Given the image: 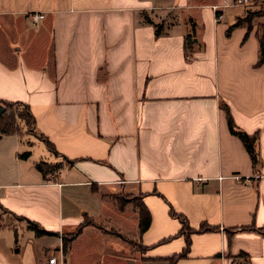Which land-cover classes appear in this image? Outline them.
Instances as JSON below:
<instances>
[{
  "label": "crops",
  "instance_id": "1",
  "mask_svg": "<svg viewBox=\"0 0 264 264\" xmlns=\"http://www.w3.org/2000/svg\"><path fill=\"white\" fill-rule=\"evenodd\" d=\"M223 1L0 0V103L28 104L42 143L38 157L21 159L20 133L0 132V210L56 232L0 223V234L18 231L0 242V264H47L51 255L64 264H170L187 245L170 207L193 229L218 227L190 232L187 255L173 264H264V15L251 30L246 22L228 30L264 0L230 16ZM34 12L45 13L38 24ZM223 101L237 126L259 134L256 165ZM39 161L62 166L46 176ZM123 192L120 206L114 194ZM138 197L151 212L144 232ZM112 212L132 216L135 233L111 224ZM86 218L93 222L65 250L63 237Z\"/></svg>",
  "mask_w": 264,
  "mask_h": 264
},
{
  "label": "trees",
  "instance_id": "2",
  "mask_svg": "<svg viewBox=\"0 0 264 264\" xmlns=\"http://www.w3.org/2000/svg\"><path fill=\"white\" fill-rule=\"evenodd\" d=\"M248 15L244 18L240 17L234 24L230 25L228 30H231L233 27H235L236 25H240L242 23H247L248 24V29L251 30L252 27V23H251V19L253 18V16H255L256 14H260V15H264V9L263 11H259V13H256V11H249L247 13ZM147 19V21L149 22H153V20L151 18H149L148 16L145 17ZM156 26V34L160 35L161 34V30L163 29V23L161 22L160 24H155ZM257 37H258V43H260V48H259V61L257 62V64H263L264 63V22L260 23L258 25L257 28ZM250 32V31H249ZM249 32L246 34L245 38L248 36ZM195 36L196 33L194 31V29H191V32H189L186 37H185V46H186V50L187 52L191 49L194 48V44H195ZM5 105V109L3 110L2 113H0V132H6V133H16L18 131V127L16 126V111L13 110V108L16 105H23L26 106V109L29 110V116L31 119V122L34 124L35 123V116L32 112V110L29 109L28 104L22 102V101H16V102H12V101H7V100H3L2 102ZM222 109L225 110L226 113V117L228 118L229 121V126H230V130L232 133H235L236 135L240 136L241 139L243 140V143L245 145V147H247L249 153H250V157L251 160L253 162V164H257L259 162V154H258V147H256L257 144V140L259 137V134L253 133V135L249 134L248 132L242 130L239 126L236 125L234 118L232 117V113H231V109L228 103H226L225 101H223L222 103ZM20 118H25L24 113H19L17 115ZM48 145L49 148L51 149V151L56 152L57 150L54 146V144L48 140ZM29 154V151L26 153H23V155H27ZM69 162H73V161H69ZM61 163H52V162H47V161H39L36 163V167L38 169H40L44 175H48V173L50 172H54L56 170H59L61 167ZM116 200L119 202L120 206H123V204L127 201V198L123 199L122 201H119V199L116 197ZM137 208L140 210V222L139 225L141 227V231L144 232L147 228H149V226L151 225V212L150 210H148V208L146 207V205L141 202L138 201L137 203H135ZM171 209V213L173 216L178 217L182 223H184L183 229H182V233L185 232L186 238H187V245L184 248V250L178 254L173 255L170 258V264H173L174 262H176L178 259L184 257L185 255H187V251L188 248L190 246V242H191V238L189 237V233L192 231H198V230H210L212 228H218L216 226H209L206 223H203L198 230L191 228L188 223H186V217L183 214L178 213L175 209H173V207H170ZM1 210L3 211H7L6 209H4L3 207H1ZM13 215L17 218H21L22 220L27 221L28 223V227L36 230V232L38 234H50V233H56L53 231H49L46 228H44L38 221H34L24 215H18L13 213ZM2 223L3 219L1 217L0 220ZM93 221L90 218H86L82 223L79 224L78 229L73 232L72 234H70L69 236H64L63 237V242H64V249L66 250V248L69 245V240L72 239L73 237L77 236L80 234V232L83 230V228L85 227V225L87 224H91ZM243 228H246L243 226ZM261 230L264 231V229L260 228ZM113 233H115L116 235L120 236L123 238L122 234L114 229L109 230ZM168 240V239H165Z\"/></svg>",
  "mask_w": 264,
  "mask_h": 264
},
{
  "label": "rangeland",
  "instance_id": "3",
  "mask_svg": "<svg viewBox=\"0 0 264 264\" xmlns=\"http://www.w3.org/2000/svg\"><path fill=\"white\" fill-rule=\"evenodd\" d=\"M224 1H223V3H224ZM243 6H246V7H239V6L230 7V6H227V8L225 9V11H226L225 13L228 16H230L237 9H245V8L249 7V4L243 5ZM263 9H257V10H251V11H256V13H259V11H263ZM256 16H262V15L256 14L255 16H253V18H255ZM38 23H36V24H38ZM13 110L16 111V117H17L16 118V126L18 127V132L20 133L22 140H24L23 146L19 147V152H18L19 157L21 159H28L32 155L34 156V158L38 157L39 152L41 151V144H42L39 141L41 139V135L38 131H36L35 125L31 122V119L29 116V110H27L26 106H23V105H16L13 108ZM21 112L24 113V116H25L24 119L17 116ZM28 151H29V154L23 155V153H26ZM114 196L117 197L119 199V201H122L125 198L128 199L127 196H130V195L123 192V194L122 193L121 194L116 193V194H114ZM138 201H140L139 197L134 198L135 203H137ZM108 210L110 211L109 207H108ZM114 213L115 212H112L111 214H109V216H112V214L114 215ZM122 215H126V213H123ZM122 215L121 216H119V215L115 216L114 215V218L111 219V221H112L111 224L115 225L116 227L120 226V227H122L123 232H126L129 235H133L135 233V229L137 228V226L135 225L134 220L131 219L132 216L128 220H123L124 217ZM1 217L3 219V222L5 224L7 223L10 226L15 227V226H20L21 224H24V225L28 224L27 221L22 220L21 218L19 219V218L15 217L14 215L8 213L7 211L0 210V220H1ZM109 222L110 221H107V223H109ZM17 233H18V231H13L12 229L6 228V230L0 234V242L2 243L3 241H6V240H8V241L15 240L16 237H18ZM104 236H106L107 238H109L111 240L115 239V237L110 235V234L109 235L106 234ZM90 241L93 243L95 242L94 239H90ZM116 241H119V240L116 239ZM131 247L135 248V250L138 249V246H136V245H132ZM97 252H98V254H102L103 249L97 250ZM133 261H134L133 258L128 259L129 264H133Z\"/></svg>",
  "mask_w": 264,
  "mask_h": 264
},
{
  "label": "built area",
  "instance_id": "4",
  "mask_svg": "<svg viewBox=\"0 0 264 264\" xmlns=\"http://www.w3.org/2000/svg\"><path fill=\"white\" fill-rule=\"evenodd\" d=\"M251 2V0H225L223 5L226 6H234V5H248ZM215 8V15L217 21H220V19L223 18V11L220 9V5H214ZM45 16L44 12H34L32 14L33 21L38 23L40 22V19H42ZM64 264L63 261L59 262L58 257L56 255L49 256L48 263L47 264Z\"/></svg>",
  "mask_w": 264,
  "mask_h": 264
},
{
  "label": "water",
  "instance_id": "5",
  "mask_svg": "<svg viewBox=\"0 0 264 264\" xmlns=\"http://www.w3.org/2000/svg\"><path fill=\"white\" fill-rule=\"evenodd\" d=\"M4 109H5V105L1 102L0 103V113H2Z\"/></svg>",
  "mask_w": 264,
  "mask_h": 264
}]
</instances>
